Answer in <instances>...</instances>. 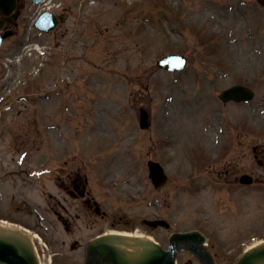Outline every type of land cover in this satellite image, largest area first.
Segmentation results:
<instances>
[{
    "label": "rangeland",
    "instance_id": "obj_1",
    "mask_svg": "<svg viewBox=\"0 0 264 264\" xmlns=\"http://www.w3.org/2000/svg\"><path fill=\"white\" fill-rule=\"evenodd\" d=\"M50 6L65 21L50 35L29 33L43 55L28 48L21 63L0 62V77L6 73L0 85L7 84L0 91V162L21 152L28 153L25 164L34 163L36 151L44 158L87 153L100 177L119 182L123 195L103 193L108 209L138 218L154 209L171 229L139 234L164 248L175 231H200L217 264H235L264 241V165L254 157L256 148L264 161V0H53ZM172 53L186 56L187 67L158 70L156 61ZM235 84L251 87L254 100L222 104L218 94ZM50 89L55 94L40 100ZM140 108L150 115L148 130L139 128ZM149 159L163 165L171 189L158 193L149 185ZM244 172L254 176L253 185L236 184ZM9 183L0 193L12 192ZM18 184L38 204L36 188ZM8 193L0 206L34 220L7 206ZM66 256L52 264L84 258ZM177 258L184 264L191 256L180 251Z\"/></svg>",
    "mask_w": 264,
    "mask_h": 264
},
{
    "label": "flooded vegetation",
    "instance_id": "obj_2",
    "mask_svg": "<svg viewBox=\"0 0 264 264\" xmlns=\"http://www.w3.org/2000/svg\"><path fill=\"white\" fill-rule=\"evenodd\" d=\"M14 2L15 10L10 16H3L0 8V31L9 30L18 35L17 29H19L20 17L25 11L26 2L25 0H14ZM52 170L53 188L50 198L54 233L56 232L58 239L61 227L70 237L71 249L80 248L79 241L82 237L79 233L82 232V227L78 220L83 212L89 217L93 215L91 220L83 224L88 231H102L107 219V216L97 215L94 212L95 204L98 203L97 198L100 196L94 195L92 191L89 165L83 160L72 157L57 163ZM97 187L100 188V186ZM120 220H114L111 225H118ZM127 225L130 223L127 222Z\"/></svg>",
    "mask_w": 264,
    "mask_h": 264
},
{
    "label": "water",
    "instance_id": "obj_3",
    "mask_svg": "<svg viewBox=\"0 0 264 264\" xmlns=\"http://www.w3.org/2000/svg\"><path fill=\"white\" fill-rule=\"evenodd\" d=\"M227 93H224L226 95ZM252 94L244 89L234 88L233 90L229 91L226 95L227 98H234L235 100H242L244 98L249 99ZM190 237H197L194 236H183L180 237L183 241ZM179 244H176V247ZM15 249L7 243L0 242V262L5 264H17V259L15 260L16 254ZM93 252V261L89 264H102L107 262L108 264H173L172 261V251L163 252L160 248L155 247L153 250L146 252L145 254L141 255L135 259H129L125 256V254L118 251L116 248L108 244V238H103L94 243L91 248ZM262 252H255L248 256H246L243 260V264H256V262L260 259ZM28 264V263H26Z\"/></svg>",
    "mask_w": 264,
    "mask_h": 264
},
{
    "label": "bare ground",
    "instance_id": "obj_4",
    "mask_svg": "<svg viewBox=\"0 0 264 264\" xmlns=\"http://www.w3.org/2000/svg\"><path fill=\"white\" fill-rule=\"evenodd\" d=\"M5 230H8V229L1 228L0 230L1 237H6V238L8 237L9 239L15 238L16 240H19L21 242L23 241L26 242V239L22 238V236L19 233L17 234L16 230H13V229H10L8 231H5ZM121 237L122 238L116 241L115 243L120 249L124 250L126 253L130 255L139 254L140 250L145 249L147 245V242H145L146 240L142 239L141 237L134 238L129 235H122ZM27 240H29L30 243H33L31 239H27ZM260 246H264V245L261 244ZM254 247L256 246H253L251 248H254ZM259 264H264V261H261Z\"/></svg>",
    "mask_w": 264,
    "mask_h": 264
}]
</instances>
